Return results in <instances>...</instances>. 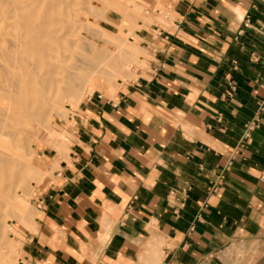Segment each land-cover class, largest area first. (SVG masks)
Wrapping results in <instances>:
<instances>
[{"label": "crops", "instance_id": "obj_1", "mask_svg": "<svg viewBox=\"0 0 264 264\" xmlns=\"http://www.w3.org/2000/svg\"><path fill=\"white\" fill-rule=\"evenodd\" d=\"M166 2L149 69L73 113L21 264H264V0Z\"/></svg>", "mask_w": 264, "mask_h": 264}, {"label": "rangeland", "instance_id": "obj_2", "mask_svg": "<svg viewBox=\"0 0 264 264\" xmlns=\"http://www.w3.org/2000/svg\"><path fill=\"white\" fill-rule=\"evenodd\" d=\"M162 1L163 0H42V10L45 8L50 9L52 16L58 21L59 26H62L63 30L68 33L67 41L70 52L68 51V60L65 62L67 70L77 72L85 77L93 75L91 74L93 72L95 74V71H97L96 73L101 72L98 75L95 74L94 78L98 82L96 83L97 87L94 89L93 93L89 94L90 89L83 88L82 95L79 96V99L77 97V100L75 99V101L69 102L67 100V93L61 90L64 86H67L69 82H60L58 85H63V87L54 85L50 91L48 89L44 90V93L40 94L39 99L32 105L29 114L26 113L23 117V121L26 122L25 120H27V122H23L21 125L22 132L18 143L20 144L19 149L23 151L24 157L29 162L27 166L24 167L21 163L15 166V178H0V198H2L0 199V205H4V207L0 208V222H4L5 225H10L5 228L4 241H0V248L2 247V250H5L8 254L6 259L7 264H21V250L25 233L34 231L35 219L38 215L36 198L39 196L40 192L45 190L49 184L53 182L55 171L60 170L59 162L61 160L68 162V156L72 145L71 142L75 133L73 113L92 95L114 98L119 90L128 83L137 80L140 75L144 74V72L149 69L148 61L151 56L142 45H139L136 31L143 29L151 31V25L155 23V21L161 22L170 16V3L166 2L165 4L162 3ZM154 3L157 5L154 6ZM80 6L83 8L81 9ZM77 16L79 18H77ZM112 38L113 40L110 41ZM130 38L133 39V47L127 46L130 44ZM85 41H89L90 43L88 44V42ZM83 47L84 49H82ZM101 47L102 49H100ZM79 48H81V50H79L80 53H78L79 55L81 54V56L76 52V49L78 51ZM87 48L90 51L92 48V52L90 53ZM122 48H128L132 52V56L123 53ZM85 50L90 54H86L84 52ZM113 51L114 56H112V59L114 60H110ZM87 55L93 57V59L89 56L87 57ZM108 56L111 64L108 61ZM79 60L83 62H79ZM91 60L93 61L91 62ZM103 61L108 62V64ZM129 61L130 63H128ZM84 62L85 66H79L82 65V63L84 65ZM89 62L90 64H88ZM101 62H103L104 65ZM127 63L129 66H127ZM100 65L102 68L99 67ZM115 66H117V68ZM119 66H124L123 72L121 71L122 74L120 73L123 80H121L119 76L120 78L117 77L114 83L112 82L109 84L106 81L103 82L101 79V77H103V74H101L103 72L102 69L113 71L120 68ZM87 68L88 70H86ZM89 69L90 71L93 69L95 71L93 70L90 72ZM128 73L131 74V77ZM56 90L59 91L56 92L52 98V91L54 92ZM54 98L58 103L53 106L49 104L48 101L51 102V99ZM40 103H42L43 107H46V109L49 108L50 111L42 117L36 118L37 116L34 113H36L35 111L42 105ZM31 114H33V116ZM63 148L66 150L61 151ZM20 176H23L24 179L21 183H19ZM14 194L20 196L24 201L19 208L16 207V205L14 206V201L18 202V200L13 198ZM22 205H25V207ZM20 214L24 215V217L20 218Z\"/></svg>", "mask_w": 264, "mask_h": 264}, {"label": "bare ground", "instance_id": "obj_3", "mask_svg": "<svg viewBox=\"0 0 264 264\" xmlns=\"http://www.w3.org/2000/svg\"><path fill=\"white\" fill-rule=\"evenodd\" d=\"M81 6L80 8L82 9L83 7ZM42 8H43L42 0H0V97H1L0 99L1 101L0 102V178L1 177H8L10 179L15 178V174H14L15 166L21 163V165L24 167L27 166V163L29 162L24 157L23 151L19 149L20 144L18 142L20 140V136L22 132L21 125L24 122L23 117L26 113L29 114L32 105L36 103V101L39 99L40 94L44 93V90L47 89L50 91V89L54 85H58V83L60 82L68 81L69 84L67 86L63 87V85L62 86L60 84L59 85L63 87V89L61 90L67 93V100L69 102L75 101L77 97L79 99V96L82 95L83 88H87V89L89 88L90 89L89 94L93 93L94 89L97 87L96 83L98 82L94 78L95 74L98 75L101 72L100 71L96 73L97 71L93 69L95 71V74L93 72L91 73L93 75L85 77L77 72H71L67 70L65 66V62L68 60V51H69V44L67 41L68 33L63 30L62 26L61 27L59 26L58 21L55 20L54 17L52 16L50 9L45 8L42 10ZM77 18L79 17L77 16ZM111 40H113V38L110 39V41ZM132 40L133 39L130 38L129 40L130 44L127 45L128 47L129 46L133 47ZM85 42H88V44L90 43L89 41H85ZM82 49H84V47ZM100 49H102V47ZM79 50H81V48H79L78 51L76 49L78 55L80 53ZM84 52L86 54H90L92 52V48L90 53H88V51L86 52V50ZM122 52L126 53L129 56H132V52L128 48L126 49L122 48ZM112 54L110 60L113 58L112 56H114V51ZM79 56H81V54ZM88 56L89 55H87V57ZM91 58L93 59V57ZM107 58L109 63L111 64V61L109 60V56ZM80 61L82 60H79V62ZM92 61L93 60H91V62ZM85 62L84 65L82 63V65L79 66H85ZM106 63L108 64V62ZM128 63H130V61ZM88 64H90V62ZM101 65L99 66L100 68H102ZM124 65H125V61H124ZM127 66H129V64ZM115 67L117 68V66ZM119 67L120 68L115 69L113 71H110L109 69L108 70L102 69L103 72L101 74H103V77H101V79L103 80V82L106 81L109 84L112 82L114 83L115 79L119 77L120 73L122 74L124 70L123 69L124 66L123 67L119 66ZM86 70H88V68ZM80 72H84V71H80ZM128 75H130L131 77V74L128 73ZM121 80H123L122 77ZM58 91L59 90H56L54 92L52 91L53 93V95L51 94L52 98L55 95V93ZM48 103L54 106L58 102L55 101L54 98L51 99V102L48 101ZM48 111H50L49 108L46 109V107H43L42 104L41 106H39L38 110L35 111L36 113L34 114L37 116L36 118H40L43 115H45ZM31 115L33 116V114ZM25 121L27 122V120ZM64 150L66 149L63 148V150L61 151ZM19 180H20L19 183L23 182L24 180L23 176L22 177L20 176ZM13 198L15 200H18V202L16 201L17 203L14 201V206L16 205V207L18 208L24 202L23 199L16 194L13 195ZM2 207H4V205H0V208ZM23 207H25V205ZM22 217H24V215L20 214V218ZM6 226H10V225L9 224L5 225L4 222L3 223L0 222V241L1 240L4 241L3 239H4ZM7 255H8L7 252L5 250H2L1 247L0 264H7L6 261Z\"/></svg>", "mask_w": 264, "mask_h": 264}, {"label": "built area", "instance_id": "obj_4", "mask_svg": "<svg viewBox=\"0 0 264 264\" xmlns=\"http://www.w3.org/2000/svg\"><path fill=\"white\" fill-rule=\"evenodd\" d=\"M248 127V126H247ZM248 128H250V127H248Z\"/></svg>", "mask_w": 264, "mask_h": 264}]
</instances>
